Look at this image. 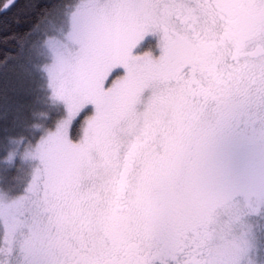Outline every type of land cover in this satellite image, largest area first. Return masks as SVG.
Here are the masks:
<instances>
[{
    "label": "rangeland",
    "instance_id": "rangeland-1",
    "mask_svg": "<svg viewBox=\"0 0 264 264\" xmlns=\"http://www.w3.org/2000/svg\"><path fill=\"white\" fill-rule=\"evenodd\" d=\"M94 3L95 0H70L69 4L59 8L64 15L61 20L58 14L49 17L34 34L36 51L30 52L27 59H38L37 64L46 75L50 99L62 109L63 115L54 127L34 140L25 134L9 137L5 152L1 153V158L9 163L0 158L5 172V176L0 177V232L4 252L0 255V264H30L33 258L28 252L27 225L38 220L47 207L42 199L45 184L40 149L57 136L74 144H84L87 140L91 145L86 146L83 153L90 159L91 166L84 173L75 200L87 203L96 222L106 223L104 228L100 226L103 234L115 238L131 236L145 226L150 218V205L154 202H163L167 206L172 223L178 213L181 215L183 207H189L187 210L193 207L190 202L194 201V192L206 189L209 195L202 194L198 198V210H191L189 215L196 221L191 223L195 228L190 225V235L200 233L202 248L207 253L206 264H264V198L256 199L264 194V157L253 158L251 142L241 139L246 134H264V119L252 116L241 120L237 115L244 110L232 115L233 121L237 120L242 128L236 130L233 123L229 125L232 138L220 145L223 160L217 168L209 159H194L189 164L183 160L192 138L183 134L182 125L169 124L155 114L145 123L141 114L151 102L152 87L140 95L135 105V118L115 123L109 116L97 121L96 105L87 97L99 68L91 50L85 52L96 16V9L85 5ZM249 73L250 68L233 72L226 79L228 90L237 87L239 77L247 81ZM123 75L120 66L112 68L105 78V89L113 88ZM230 78L236 80L235 85L229 82ZM33 79L32 74H4L2 80L7 84L0 88V126L12 118L13 97L20 99L23 91L28 92ZM212 101L217 102V98ZM88 107L92 111L84 113ZM222 111L226 109L222 107ZM79 115H83L81 131L73 138L71 125ZM32 126L41 127L36 123ZM201 128H205L204 132L208 130L203 120ZM136 144L139 148L136 156L130 158L134 170L128 180V189L119 195V172L125 165L129 148ZM10 162L19 163L12 165ZM189 170L192 175L188 176L185 173ZM8 173L25 179L19 185H8ZM217 179L216 185L213 182ZM180 185L184 187L182 192H179ZM216 195L221 200L212 205L209 199ZM125 200L130 208L123 211ZM98 228L95 237L100 232ZM196 242L194 239L193 245Z\"/></svg>",
    "mask_w": 264,
    "mask_h": 264
},
{
    "label": "snow or ice",
    "instance_id": "snow-or-ice-1",
    "mask_svg": "<svg viewBox=\"0 0 264 264\" xmlns=\"http://www.w3.org/2000/svg\"><path fill=\"white\" fill-rule=\"evenodd\" d=\"M85 7L96 9L90 44L85 52L91 50L99 68L87 97L96 105L97 121L109 116L115 123L135 118L140 95L152 87L151 102L141 114L145 123L154 114L174 126L187 127L201 119L207 123L209 134L219 137L221 144L232 138L220 105L196 99L198 94L190 90V82L182 75L188 63L193 64L195 72V65L205 52L231 39L233 26L224 14L231 7L227 0H95ZM176 21L182 26L187 24V28L178 29ZM197 25L205 26L203 34ZM148 34L159 38L158 55L137 52L141 40ZM255 37L257 43L264 44V24L255 32ZM117 66L124 70L122 79L113 88L105 89L108 72ZM86 146L91 147L87 140L84 144H74L57 136L41 147L45 184L42 199L46 210L55 209L62 199L67 201L79 195L81 180L91 166L90 159L83 155ZM41 223L43 218L29 237L34 244L30 264H56L43 252L52 243L54 234L48 225H54V215L47 218L43 227ZM181 234L172 231L167 206L163 202L152 203L144 241L155 252L142 264H153V258L174 257ZM160 264H166V259H160Z\"/></svg>",
    "mask_w": 264,
    "mask_h": 264
},
{
    "label": "flooded vegetation",
    "instance_id": "flooded-vegetation-1",
    "mask_svg": "<svg viewBox=\"0 0 264 264\" xmlns=\"http://www.w3.org/2000/svg\"><path fill=\"white\" fill-rule=\"evenodd\" d=\"M227 2L231 7L227 8L224 14L233 26L231 39L226 41L223 46H219L211 52H205L196 63L195 72H193V64L188 63L183 68L182 75L186 81L190 82V90L198 94L196 99L206 100L209 105L219 104L223 117L228 120L229 125L233 123L232 125L236 126L233 128L238 130L242 126L237 120L233 121L234 117L232 116L236 114V111L244 110L243 113L237 115L241 120L242 118L251 119L252 116L264 119V44L257 43L255 37V32L261 24H264V0H227ZM185 25L182 26L180 21H176L178 29L187 28ZM196 27L203 34L204 27L201 25ZM234 41H239V43H234ZM158 44V36L148 34L141 40L137 52L150 51L158 55ZM213 59L221 63L222 66L214 62ZM222 67L224 68L222 69ZM248 68H250V76L247 81L243 80V77H239L237 87L228 90L227 77L231 76L233 72L247 71ZM229 82L235 85L236 80L230 78ZM213 98H217V102H213ZM222 107L226 111L223 112ZM234 107L236 109H233ZM242 122L245 125V122ZM248 123L249 120L246 124ZM201 126V119L194 121L190 126H183V134L188 139L192 138L191 146L185 151L183 160L189 164L194 159L196 161L209 159L217 168V164L222 163L223 160L219 153L221 145L219 137L210 135L208 130L204 132L205 128H201ZM198 131H203V133L199 135ZM250 138L251 140H249ZM262 138H264L263 133L255 136L246 134L241 139L243 142H251L254 139ZM217 145H219L218 148ZM138 148L137 144L132 145L125 155V165L119 172V195L127 192L128 180L134 170L133 161L130 158L133 159L136 156ZM236 154L238 155L237 150ZM185 174L192 175L190 170ZM218 181L217 179L213 183L217 185ZM183 190V185H180L179 192ZM197 192H194V201L190 202L193 203V207L189 210H187L189 207H183L181 215L178 213L174 221L170 223L173 232L182 233L175 256L153 258V264H160V259H166V264L207 263V253L206 249L202 248L200 233L197 232V235L191 236L189 231L190 225L195 228V224L191 223L196 222L189 216L190 211L198 210V198L202 194H208L206 189ZM75 199L76 197L63 202L60 200L55 209L46 210L47 207L44 208L42 216L38 220L28 223L26 231L28 238L26 239L28 252L32 255L30 258L33 257L34 244L29 240V237L36 232L37 222L43 218V223L40 224V227H43L50 215H54V225L49 224L48 227L54 236L52 243L45 247L43 252L46 258L54 260L56 264H142L144 259L153 257L155 249H150L145 245L143 235L145 226H142L140 230L136 229L137 232L133 231L134 234L127 237L115 238V236L103 234L100 231V226L104 228L106 223L103 225L96 222L87 203L77 202ZM219 200L221 198L218 199V195H216L214 199H209V202L213 205L219 203ZM122 208L123 211L130 208L126 200ZM28 219L31 220L29 217ZM115 221L120 223L118 220ZM96 227H99L100 231L97 237H95ZM194 239L197 242L193 245Z\"/></svg>",
    "mask_w": 264,
    "mask_h": 264
},
{
    "label": "trees",
    "instance_id": "trees-1",
    "mask_svg": "<svg viewBox=\"0 0 264 264\" xmlns=\"http://www.w3.org/2000/svg\"><path fill=\"white\" fill-rule=\"evenodd\" d=\"M69 3L70 0H0V88H4L7 84V81L2 80L4 74L34 76L33 88L29 87L28 92L23 91L20 99L13 97L12 105L15 110L12 118L6 125L0 126V158L1 153L5 152V144L9 137L25 134L24 136L34 140L45 130L54 127L59 116L63 115L62 109L50 99L46 87V75L37 64L38 59H27V57L30 52L36 51L37 42L33 38L36 31L41 30V26L49 17L54 18L58 14L61 20L64 15L59 8ZM89 111H92L91 107H88L84 113ZM82 117L83 115H79L72 122L73 138H77L80 134ZM34 123L40 124L41 127H33ZM251 148L253 158L264 157V138L251 141ZM14 163L19 162L11 164ZM0 165V177H2L5 176V172L1 162ZM8 174L10 178L8 185H19L25 179L24 176ZM260 198H264V194L256 196V199ZM2 253L4 252L0 232V255Z\"/></svg>",
    "mask_w": 264,
    "mask_h": 264
}]
</instances>
